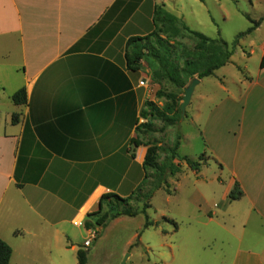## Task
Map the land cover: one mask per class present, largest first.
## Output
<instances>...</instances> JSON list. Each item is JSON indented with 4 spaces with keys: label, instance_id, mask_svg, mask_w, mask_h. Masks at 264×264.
Here are the masks:
<instances>
[{
    "label": "crops",
    "instance_id": "obj_1",
    "mask_svg": "<svg viewBox=\"0 0 264 264\" xmlns=\"http://www.w3.org/2000/svg\"><path fill=\"white\" fill-rule=\"evenodd\" d=\"M158 5L0 0V239L11 249L9 264H78L77 242L87 239L85 222L102 196L128 198L144 182L146 150L130 142L160 86L144 64L129 70L124 55L130 38L154 31ZM235 87H218L207 118L192 111L202 154L218 170L209 180L204 166L178 174L196 177L188 217L195 229L175 241L178 227L169 233L166 217L150 218L158 226L147 229L143 218L124 243L126 264L136 249L145 264H264V69ZM21 88L26 101L15 105ZM235 182L242 196L230 201ZM137 218L94 226L100 235L86 264L107 228Z\"/></svg>",
    "mask_w": 264,
    "mask_h": 264
},
{
    "label": "rangeland",
    "instance_id": "obj_2",
    "mask_svg": "<svg viewBox=\"0 0 264 264\" xmlns=\"http://www.w3.org/2000/svg\"><path fill=\"white\" fill-rule=\"evenodd\" d=\"M158 1L160 4L158 6H163L167 12L181 19L189 29L200 32L211 39H221L230 49L236 37L253 26L251 21L256 23L262 19L251 33L238 40L230 61L224 67L215 71L213 76L200 79V83L194 89L182 121L179 120L177 124L170 126L154 120L151 122V127L146 128L142 127L146 124V121L142 120L138 127L137 136L134 138L140 144L138 147L145 148L146 155L149 150V154L151 153L152 157L160 162L168 156L166 149L173 145L176 136L179 135L180 146L178 155L180 157L186 156L194 161H197L198 157L203 155L204 157L201 161L203 165L201 167H205L203 168L204 174L209 180L213 177V173H217L218 170L214 162L211 160L207 162L206 156L202 154L204 144L202 137L199 135V130L191 121L193 115H196L195 113L192 114V111L197 110L196 113H198L199 117L207 118V109H209L210 103L221 93L218 89L220 85L225 86L227 89L236 90L235 84L239 86V82L257 74L261 55L264 52V0ZM161 37L165 38L164 36ZM170 44L174 47L172 58L180 63L187 53L199 50L197 41L183 32L177 38L171 40ZM148 60L152 68H149L150 64L148 65L146 62H142V64L148 69L152 83L157 84L162 91L172 94L175 99L179 100L183 96L184 91L176 89L165 80L153 81L152 69L157 67V64L150 59ZM211 97L214 99L209 102ZM156 104L159 107H163L165 100L159 99ZM130 146L133 150L135 149L134 145L131 144ZM175 163H177V160H175ZM181 165L184 166L185 164L182 163ZM178 174L168 179L167 186H163L155 192L150 202V208L147 210V215L151 219L164 216L176 223L178 232L174 235L175 237L173 236L175 241L189 229L191 231L195 229L194 224L189 227L188 217L194 215L197 207V193L194 187L196 177L191 175L189 171L179 176ZM148 176L145 183L142 184L143 190L151 188L153 182L151 171H148ZM214 185L216 186L217 184ZM220 192L217 189L214 200L217 199ZM129 206L134 210H140L142 202L140 200H131ZM103 210H108V207L104 206ZM143 218L144 216L139 214V219L132 221L133 223L127 225L124 223V226L107 228L90 264H117L120 257L123 259L128 254L125 252L122 255L124 243ZM99 229L101 230V228ZM167 230L169 233L176 231L171 224L167 227ZM154 236L153 231L150 230L148 238L154 240ZM83 237V235L79 237L77 242L78 249H82ZM136 243H138V240ZM130 263L145 264L144 251L139 249L132 250Z\"/></svg>",
    "mask_w": 264,
    "mask_h": 264
},
{
    "label": "trees",
    "instance_id": "obj_3",
    "mask_svg": "<svg viewBox=\"0 0 264 264\" xmlns=\"http://www.w3.org/2000/svg\"><path fill=\"white\" fill-rule=\"evenodd\" d=\"M261 20L256 23L251 21L253 26L246 32L238 35L230 49L221 39H211L200 32L189 29L181 19L167 12L163 6H156L153 16L154 31L148 36L134 37L128 40L124 55L125 62L129 70L138 71L141 68L142 62H146L149 65L148 59H150L157 64V67L152 69L153 81L159 82L165 80L171 83L176 89L184 91L186 84L194 78L200 80L213 76L215 71L224 67L230 61L234 48L238 44V40L251 33ZM182 32L197 41L199 50L187 53L186 57L180 63L172 58V50L174 47L170 44V41L177 38ZM149 68H152L151 64ZM259 68L264 69V54L261 56ZM182 97L177 100L172 94L159 89L156 92V98L164 99L165 105L159 107L155 102L147 101L140 115L146 121V124H143L144 126L142 127L150 128L152 125L151 122L154 120L161 121L165 125L170 126L177 124L180 120V103ZM11 100L15 105L24 104L26 101L25 89L21 88L16 91L12 95ZM12 121H15V116L12 117ZM131 144L135 148L140 145L134 139L131 140ZM179 146L180 136L177 135L173 145L166 149L168 156L160 162L156 161L151 153L149 154L148 150L143 163L146 171L143 183L149 177L148 171H151L153 176L151 188L149 190H143L141 185L128 198H120L115 195L102 196L99 201L98 211L88 216L93 222L86 221L85 227L98 226L104 228L109 221L117 217H135L139 214L144 216V229L157 227L158 222L150 220L147 215V210L150 208V201L155 192L163 186H167L170 177H174L181 172L182 163L195 172H198L201 165H203V163L201 164L203 155L198 157L197 161L189 159L186 156L180 157L178 155ZM175 160H177V163H175ZM241 196L242 192L240 191L238 183L235 182L233 189L228 194V199L230 201H236ZM131 200H140L142 202V208L140 210L131 208L129 206ZM104 206H107L108 210L103 211ZM162 221L170 223L177 229L176 223L172 220L162 218ZM86 256L87 250L79 249L77 251L78 264H86ZM10 257V247L0 239V264H9Z\"/></svg>",
    "mask_w": 264,
    "mask_h": 264
},
{
    "label": "water",
    "instance_id": "obj_4",
    "mask_svg": "<svg viewBox=\"0 0 264 264\" xmlns=\"http://www.w3.org/2000/svg\"><path fill=\"white\" fill-rule=\"evenodd\" d=\"M199 82H200L199 79L194 78L192 81L189 82V84L184 89V95L180 103V121H182L185 117L186 108L189 105L194 89L199 84ZM128 257L129 254H126L120 264H126V260Z\"/></svg>",
    "mask_w": 264,
    "mask_h": 264
},
{
    "label": "built area",
    "instance_id": "obj_5",
    "mask_svg": "<svg viewBox=\"0 0 264 264\" xmlns=\"http://www.w3.org/2000/svg\"><path fill=\"white\" fill-rule=\"evenodd\" d=\"M141 85H143V82L140 83ZM87 232H88V237L87 239L83 242L82 244V250H88L91 246L92 243L97 239L99 232L97 231V229L93 226V227H89L87 228Z\"/></svg>",
    "mask_w": 264,
    "mask_h": 264
}]
</instances>
